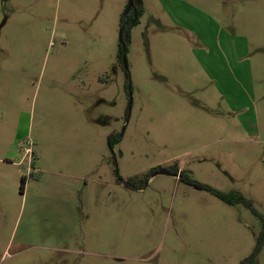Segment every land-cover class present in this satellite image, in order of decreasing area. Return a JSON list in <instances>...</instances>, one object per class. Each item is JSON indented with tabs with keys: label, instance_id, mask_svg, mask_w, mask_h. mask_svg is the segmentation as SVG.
Wrapping results in <instances>:
<instances>
[{
	"label": "rangeland",
	"instance_id": "rangeland-1",
	"mask_svg": "<svg viewBox=\"0 0 264 264\" xmlns=\"http://www.w3.org/2000/svg\"><path fill=\"white\" fill-rule=\"evenodd\" d=\"M127 4L0 0V264H239L255 245L248 207L157 172L264 216V0H134L120 40Z\"/></svg>",
	"mask_w": 264,
	"mask_h": 264
},
{
	"label": "trees",
	"instance_id": "trees-1",
	"mask_svg": "<svg viewBox=\"0 0 264 264\" xmlns=\"http://www.w3.org/2000/svg\"><path fill=\"white\" fill-rule=\"evenodd\" d=\"M134 8V14L135 17L132 20H127V14L128 12H124L121 16V24L124 25V29H126L128 26L135 24L137 22V17L138 15L141 13L142 11V7H135L134 6V0H133V5L130 8L131 9ZM123 29V31H124ZM124 46H126V43ZM121 51L119 52V55L122 56V54H124V47L122 45V48L120 47ZM114 136V135H113ZM112 135L109 136L108 140H109V144H111V137H113ZM115 138H113L114 141H118L119 139V134H116L114 136ZM167 171L170 172L171 175H178L179 176V180L182 182H185L186 184L193 186L194 188L200 189V190H204L207 191L211 194H213L215 197H217L218 199H220L221 201L229 204V205H233L236 203H241L244 206L248 207L257 217L260 218V220L262 221V229L260 231V233L257 235L256 239H255V245L252 249V251L245 256L244 258H242L240 260L239 264H258L257 263V256L263 246V242H264V216H262L254 207L252 202L249 199L244 198L241 194L237 193V192H221L219 190H216L208 185L205 184H201L195 180H192L190 178H188L186 175L183 174V172L181 170H178L177 166H172L169 168H166ZM120 183H124L127 187H131L134 189H141L143 187V185L145 184L146 181H142L140 184H132V179H128L126 181H123L121 178H118ZM147 180V179H146Z\"/></svg>",
	"mask_w": 264,
	"mask_h": 264
},
{
	"label": "water",
	"instance_id": "water-1",
	"mask_svg": "<svg viewBox=\"0 0 264 264\" xmlns=\"http://www.w3.org/2000/svg\"><path fill=\"white\" fill-rule=\"evenodd\" d=\"M132 5H133V0H128V4H127V7H126V11L125 12H128L130 10V8L132 7ZM123 28H124V26L121 27V29L119 31V39L120 40H121V35H122ZM122 62H123V64H125V58H124V56L122 57ZM128 115H129V112H128ZM157 173H159V174H165V175H169L170 174V172L167 171L166 169H161Z\"/></svg>",
	"mask_w": 264,
	"mask_h": 264
},
{
	"label": "flooded vegetation",
	"instance_id": "flooded-vegetation-1",
	"mask_svg": "<svg viewBox=\"0 0 264 264\" xmlns=\"http://www.w3.org/2000/svg\"><path fill=\"white\" fill-rule=\"evenodd\" d=\"M129 11H130V10H129ZM129 11H128V12H129ZM132 19H133V18H132ZM132 19H131V20H132ZM129 22H130V21H129Z\"/></svg>",
	"mask_w": 264,
	"mask_h": 264
}]
</instances>
